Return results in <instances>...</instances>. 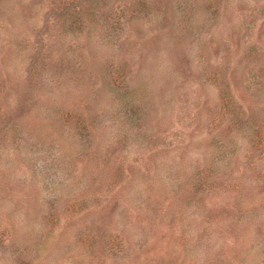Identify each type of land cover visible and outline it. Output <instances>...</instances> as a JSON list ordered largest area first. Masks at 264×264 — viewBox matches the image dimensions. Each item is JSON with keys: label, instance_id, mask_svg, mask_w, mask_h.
Returning <instances> with one entry per match:
<instances>
[{"label": "rangeland", "instance_id": "1", "mask_svg": "<svg viewBox=\"0 0 264 264\" xmlns=\"http://www.w3.org/2000/svg\"><path fill=\"white\" fill-rule=\"evenodd\" d=\"M0 264H264V0H0Z\"/></svg>", "mask_w": 264, "mask_h": 264}]
</instances>
